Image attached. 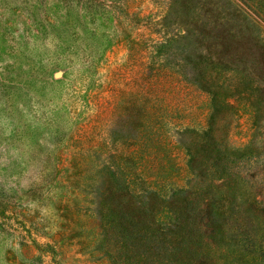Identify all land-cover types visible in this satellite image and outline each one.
Segmentation results:
<instances>
[{
    "label": "rangeland",
    "instance_id": "rangeland-1",
    "mask_svg": "<svg viewBox=\"0 0 264 264\" xmlns=\"http://www.w3.org/2000/svg\"><path fill=\"white\" fill-rule=\"evenodd\" d=\"M184 144L263 237L264 0H0V264L126 259L119 176L182 185Z\"/></svg>",
    "mask_w": 264,
    "mask_h": 264
},
{
    "label": "trees",
    "instance_id": "trees-1",
    "mask_svg": "<svg viewBox=\"0 0 264 264\" xmlns=\"http://www.w3.org/2000/svg\"><path fill=\"white\" fill-rule=\"evenodd\" d=\"M182 149L189 169L182 185L150 183L129 173L119 176L124 182L127 218L113 215V220L103 223V230L112 228L119 234L116 245L124 243L129 254L125 259L117 253L114 263L264 264V235L246 229L248 209L234 206L229 195L218 193L216 198L213 179L202 183L214 172L219 180H231L234 156L223 146L200 155L192 153L191 145L184 144ZM195 162L201 163L200 174L193 169ZM209 165L214 169L211 174ZM201 176L205 178L199 180Z\"/></svg>",
    "mask_w": 264,
    "mask_h": 264
}]
</instances>
